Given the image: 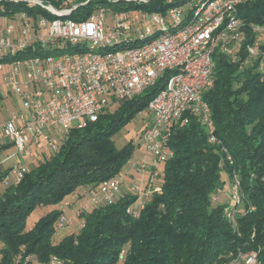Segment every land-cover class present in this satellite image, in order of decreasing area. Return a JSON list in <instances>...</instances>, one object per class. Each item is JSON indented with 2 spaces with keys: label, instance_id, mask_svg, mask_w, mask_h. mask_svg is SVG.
<instances>
[{
  "label": "trees",
  "instance_id": "16d2710c",
  "mask_svg": "<svg viewBox=\"0 0 264 264\" xmlns=\"http://www.w3.org/2000/svg\"><path fill=\"white\" fill-rule=\"evenodd\" d=\"M188 1H120L113 7L164 12ZM1 7L0 14H7L25 5L0 2ZM238 15L245 25L263 23L264 0L240 4ZM245 34L235 58L213 53L214 67L202 93L212 128L191 113L170 128L167 146L172 156L158 175L160 191L144 202L137 217L126 212L136 196L124 193L115 202L81 211L78 232L58 242L52 237L60 210H50L25 229L26 217L36 206L56 204L77 187L98 185L121 170L134 145L128 142L117 149L112 136L147 107L164 87L168 72L96 120L71 128L58 150L43 153L17 183L6 187L0 195V264H17L21 252L33 254L39 264L51 255L61 264H114L123 248V264H227L239 250H255L264 264V75L253 61L244 64V45L254 37L248 29ZM9 145H0V150ZM234 173L242 192L235 206L228 195ZM242 207L244 214L228 218L227 209Z\"/></svg>",
  "mask_w": 264,
  "mask_h": 264
},
{
  "label": "built area",
  "instance_id": "2783aa9c",
  "mask_svg": "<svg viewBox=\"0 0 264 264\" xmlns=\"http://www.w3.org/2000/svg\"><path fill=\"white\" fill-rule=\"evenodd\" d=\"M120 1L147 0H0L25 5L0 14V59L10 58L0 61V95L13 91L20 99V110L0 124V145L11 143L22 157L30 156L32 145L44 142L56 151L71 128L96 120L101 112L141 93L168 72L164 87L147 104L151 118L140 134L154 161L145 186L130 187L137 195L126 212L137 217L144 202L160 191L158 165L172 156L167 146L170 128L185 113L196 115L201 124L212 128L210 108L202 93L214 67L213 53L217 50L235 58L248 29L254 37L244 45V64L253 61L264 75V22L245 25L239 17L238 6L249 0H199L183 17L181 5L153 11L151 24L141 29L129 21V9L113 7ZM134 10L138 16L137 8ZM107 12L113 14L112 29L107 28ZM73 13L79 17H72ZM138 163L143 166V161ZM126 164L112 178L85 187L83 194L89 199L75 210L77 216L90 205L115 202L124 194L123 179L137 166L130 159ZM25 170L22 163L12 169L14 184ZM228 195L234 206L242 199L235 173ZM244 213L243 207L226 211L230 220ZM54 223L58 230L66 227L64 205ZM124 255L123 248L119 259ZM33 259L39 264L33 254L21 252L15 263L33 264ZM239 263L259 264L257 252L239 250L227 264ZM46 264H61V260L51 255Z\"/></svg>",
  "mask_w": 264,
  "mask_h": 264
},
{
  "label": "rangeland",
  "instance_id": "374dc122",
  "mask_svg": "<svg viewBox=\"0 0 264 264\" xmlns=\"http://www.w3.org/2000/svg\"><path fill=\"white\" fill-rule=\"evenodd\" d=\"M199 0H190L183 5H181V9L183 13L181 17H183L188 10L195 5ZM3 11V7L0 8V12ZM138 16H135V10L130 8L128 10V18L129 21L143 29L145 25L151 24L150 15H153V11L145 10L143 8H137ZM113 14L111 12H107L106 21L108 24L107 28H113ZM3 26V19L0 18V27ZM153 30L158 29V26H152ZM128 32L126 31L124 35H121L120 38H124ZM132 36H135L134 33H131ZM1 80V73H0ZM20 110V99L19 97L12 91L10 95L5 97H0V124L9 120L12 112H17ZM151 118V113L145 108L144 110L136 113L129 121H127L114 135L112 136L114 146L117 149H121L126 143L132 142L134 145V150L130 157V161L137 164V166L132 167L123 181L122 190L125 193H128L132 196H136V192L130 190V187L133 185H140V187H144L147 181L148 173L151 169V166L154 161V155L147 151V144L140 139V132L145 127V121H149ZM9 146L0 150V174H6L3 179L0 180V195L3 191L11 185L16 175L12 172V169L19 163L28 165V168L32 163L37 161V158L41 156L43 153H49L52 151L50 146L44 142L42 146H34L32 145L29 148L30 156L29 161L23 160L22 156L17 153L16 148L11 144ZM143 161V166H141L138 162ZM30 162V164H28ZM27 168V166H25ZM127 168V164H125L121 170L124 171ZM164 168L163 162H160L158 165V171L162 172ZM120 170V171H121ZM84 186H79L75 189L74 193H77L79 196L77 201H74L73 194L66 195L60 202L56 204H43L38 205L34 209L30 211L25 220V229L31 228L38 219L49 212L52 209L60 210L61 206L64 205V216L67 222V225L64 229L58 230L55 228V233L52 237L54 242H58L63 235L66 233H77L80 225L82 223V218L76 215L75 210L78 208V203H82L88 201V196L83 194ZM228 190V189H227ZM91 208V206L89 207ZM55 224V223H54ZM62 234V235H61ZM1 247V243H0ZM33 263L35 259L32 260ZM114 264H123L122 260L119 259ZM241 264V263H239Z\"/></svg>",
  "mask_w": 264,
  "mask_h": 264
},
{
  "label": "crops",
  "instance_id": "0c3cea01",
  "mask_svg": "<svg viewBox=\"0 0 264 264\" xmlns=\"http://www.w3.org/2000/svg\"><path fill=\"white\" fill-rule=\"evenodd\" d=\"M10 95V94H9ZM8 96V95H7ZM0 97H5V96H3V95H0ZM7 144V143H6ZM23 160H28L29 161V157H23L22 158ZM28 164H30V162L28 163ZM23 166H27V168H28V165H26V164H23ZM131 172H129V174H130ZM131 175V174H130ZM87 186V185H86ZM85 185H84V188L86 187ZM124 193H125V191H123ZM73 194V198H74V201H77L78 200V194L77 193H72ZM86 202H88V201H85V202H82V203H78V205L77 206H81V205H83V204H85ZM91 206V205H90ZM67 234V233H66ZM65 234V235H66ZM62 235V234H61ZM64 236V235H63Z\"/></svg>",
  "mask_w": 264,
  "mask_h": 264
}]
</instances>
